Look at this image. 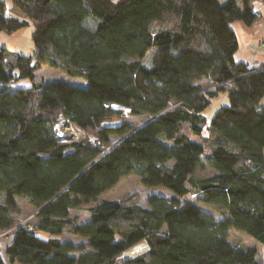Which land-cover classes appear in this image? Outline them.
Segmentation results:
<instances>
[{
  "label": "trees",
  "instance_id": "16d2710c",
  "mask_svg": "<svg viewBox=\"0 0 264 264\" xmlns=\"http://www.w3.org/2000/svg\"><path fill=\"white\" fill-rule=\"evenodd\" d=\"M222 1L0 0V31L32 25L34 45L30 56L4 48L0 55V232L19 221V197L37 210L7 247L10 262L263 264L264 63L236 59L232 26L261 13L258 0ZM44 64L87 87L46 80ZM221 92L229 103L208 119ZM115 105L144 122L127 121ZM60 118L78 139L56 135ZM206 166L215 172L200 174ZM130 174L175 195H151L150 208L135 194L102 198ZM232 230L260 246L233 242ZM65 232L89 242H63ZM141 240L147 250L119 263Z\"/></svg>",
  "mask_w": 264,
  "mask_h": 264
},
{
  "label": "rangeland",
  "instance_id": "374dc122",
  "mask_svg": "<svg viewBox=\"0 0 264 264\" xmlns=\"http://www.w3.org/2000/svg\"><path fill=\"white\" fill-rule=\"evenodd\" d=\"M8 2V5H10L9 0H5ZM262 3H264V0H260ZM222 2H226L223 0ZM235 31L238 33L239 42H240V48L236 52L235 57L239 61H244L248 63L249 65H259L261 63H264V15H260L258 19L252 23L251 25H247L249 28V31L252 32V36L249 38L247 36L246 31L248 32V29L246 28V24L243 21H235L232 24ZM33 31V26H27L23 29L18 30L17 32H14L13 34L6 33L5 31H0V47L6 46L9 53L11 52H18L20 54L30 56L33 55L34 51V45L31 38V34ZM10 55V54H9ZM153 55V50L149 51L146 55V57L143 60V63L147 65L148 67L151 66V58ZM39 74H41L46 80L50 81H64L69 84H73L80 87H87V81L79 78V77H73L68 75L67 73L58 70L56 68H53L49 64H44L42 68L38 71ZM24 82V84H26ZM199 83L204 88H209L212 83H210L207 79H202L199 81ZM229 103V98L227 93L221 92L218 96L213 98L210 106L205 110L204 114L208 117V119H211L215 111L223 105H227ZM118 109H121L124 118L127 121H130L132 123H138L142 124L145 120L144 117H137L132 114H130L129 110L126 108H123L121 106H114ZM261 110L264 111V99L261 103ZM60 121V120H59ZM67 121V120H66ZM63 123V122H61ZM209 124V120L208 123ZM63 129H67L68 136L63 137V140L66 141H73L75 139H78L80 137V132L74 127V126H68L67 124L64 126V124L59 125ZM207 132V128H204V133ZM66 135V134H65ZM193 139L200 140L198 137L194 136ZM198 172L202 175H211L215 172L214 169H212L209 166H206L204 168H200ZM135 194L138 198V203L146 208H150V205L148 203V198L153 194L163 195L165 197H171L175 194L167 189V188H150L145 186L141 181L140 178L135 174H130L127 176H124L120 179V181L111 189L104 192L101 196L102 198L106 199H112V200H120L121 198H126L130 195ZM186 198L192 199L194 202H196L198 205L205 207L209 210H212V206L205 204L203 201L198 199L197 196H187ZM5 199V194L0 195V202H3ZM19 206L24 214H22L19 218L20 220L25 219H31L32 222H36L35 212L37 211L34 206L29 205L27 198L19 197L18 198ZM71 215H79V218L81 222L86 223L91 218V214L88 211H72ZM88 219V220H87ZM18 221V222H19ZM32 226V223H31ZM12 235L7 236H1L0 241L11 237ZM14 236V235H13ZM41 237L44 236V238L49 237V235L46 233L41 234ZM76 236L70 234V233H63L60 235V238L63 242L71 241L74 244H85L86 238H75ZM43 238V237H42ZM230 240L233 242H237L242 245H257L260 246L259 242L253 238H251L246 233L240 231V230H232L230 232ZM89 242V239L87 240ZM83 242V243H82ZM77 244V245H79ZM148 244L146 240H141L132 246L128 247L124 252H122L119 255V258H132L140 253H143L145 250H147ZM261 249V248H260ZM263 251V250H262ZM259 259L264 264V251L260 252ZM121 261H119L120 263Z\"/></svg>",
  "mask_w": 264,
  "mask_h": 264
},
{
  "label": "crops",
  "instance_id": "0c3cea01",
  "mask_svg": "<svg viewBox=\"0 0 264 264\" xmlns=\"http://www.w3.org/2000/svg\"><path fill=\"white\" fill-rule=\"evenodd\" d=\"M3 1H5V0H3ZM255 9H256L257 11H259L262 15H264V3H262L260 0H258V1L255 2ZM246 28H247V29L249 28V27L247 26V24H246ZM246 33H247V36H248L249 38L253 35L252 32L249 31V29H248V32L246 31ZM2 48L6 49V53L9 52L6 46H5V47L2 46ZM17 53H18V52H17ZM28 202H29V200H28ZM29 205L33 206L32 204H29ZM22 214H24V213L22 212L21 215H22ZM21 215H20V216H21ZM19 218H20V217H19ZM90 218H91V216H90ZM87 220H88V219H87ZM41 234H45V233H44V232H39V235H41ZM45 235H46V234H45ZM72 235H74V234H72ZM74 236H76L75 238H81V237H82V236H78V235H74ZM42 237L44 238V236H42ZM83 238L85 239V237H83ZM13 240H14V236L12 235L11 237H8V238H6V239L0 241V254L3 256V258H4L5 262H6V264H18V263H12V262H10V261L8 260L7 256H6V253H5L7 247H8L9 245L12 244ZM85 240H86V241H85V242H86L85 244H88V241H87L88 239L86 238ZM82 243H83V242H82ZM77 244H79V243H77ZM122 260H123V258L120 259V261H122Z\"/></svg>",
  "mask_w": 264,
  "mask_h": 264
},
{
  "label": "built area",
  "instance_id": "2783aa9c",
  "mask_svg": "<svg viewBox=\"0 0 264 264\" xmlns=\"http://www.w3.org/2000/svg\"><path fill=\"white\" fill-rule=\"evenodd\" d=\"M2 54H3V48L0 47V55H2ZM61 122H63L64 126L66 125L64 118H60V121L54 125V130H55V133L57 136L63 138V136L58 133V124ZM35 220L37 221V219H35ZM31 223L33 224L34 222H32V220L28 219V218L25 220H20L19 222H17L16 224L11 226L10 228L0 232V237L1 236H7V235H14L15 232L17 231V229L20 227H32Z\"/></svg>",
  "mask_w": 264,
  "mask_h": 264
},
{
  "label": "bare ground",
  "instance_id": "6f19581e",
  "mask_svg": "<svg viewBox=\"0 0 264 264\" xmlns=\"http://www.w3.org/2000/svg\"><path fill=\"white\" fill-rule=\"evenodd\" d=\"M63 123H59L58 124V133L60 134V135H62L63 137H67L68 136V131H67V129H63V128H61L59 125H62ZM66 134V135H65Z\"/></svg>",
  "mask_w": 264,
  "mask_h": 264
},
{
  "label": "water",
  "instance_id": "95a60500",
  "mask_svg": "<svg viewBox=\"0 0 264 264\" xmlns=\"http://www.w3.org/2000/svg\"><path fill=\"white\" fill-rule=\"evenodd\" d=\"M152 119H154V117Z\"/></svg>",
  "mask_w": 264,
  "mask_h": 264
}]
</instances>
